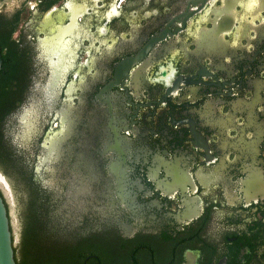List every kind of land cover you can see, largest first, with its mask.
<instances>
[{"label":"flooded vegetation","instance_id":"flooded-vegetation-1","mask_svg":"<svg viewBox=\"0 0 264 264\" xmlns=\"http://www.w3.org/2000/svg\"><path fill=\"white\" fill-rule=\"evenodd\" d=\"M0 61L14 166L79 246L264 264V0H0Z\"/></svg>","mask_w":264,"mask_h":264},{"label":"trees","instance_id":"trees-1","mask_svg":"<svg viewBox=\"0 0 264 264\" xmlns=\"http://www.w3.org/2000/svg\"><path fill=\"white\" fill-rule=\"evenodd\" d=\"M4 59L6 68L9 66L8 56L4 55ZM5 93V88L0 85V114L9 109ZM3 132L1 119L0 171L15 188L18 200L20 237L17 244L11 226L16 264H141L137 250L124 249L118 245L119 240L112 241L103 231L79 246L78 235L61 226L60 217L54 207L51 208L55 202L40 183L33 182L27 166H14L11 146ZM29 185H32L30 193L27 190ZM0 196L4 198L1 190ZM5 203L9 214L6 200Z\"/></svg>","mask_w":264,"mask_h":264},{"label":"rangeland","instance_id":"rangeland-1","mask_svg":"<svg viewBox=\"0 0 264 264\" xmlns=\"http://www.w3.org/2000/svg\"><path fill=\"white\" fill-rule=\"evenodd\" d=\"M4 131L7 135L10 133V125L9 124L6 125V128H4ZM24 170L26 171V168H24ZM38 178L40 181H42V183L44 182L43 184L45 186L48 185V190H45V191L47 193V196L52 201H56V200L59 201L60 199H62L64 197V194L62 193L59 186L51 185V183L47 182L43 176L38 177ZM0 190L3 193V196H4L6 202L9 206L11 226L13 229V234L15 236V243L17 244L19 242V237H20V220H19L18 200H17L15 192L13 191L14 193H12V192L7 191L1 182H0ZM27 190H28V193H30L32 191V185L27 186ZM86 193L89 195L91 194L89 191H87ZM70 194H71L70 192H67L65 194V196H69ZM67 207H68V204L65 205V207H64V213L62 212L61 209L58 210L57 214L61 220H64L65 218H67V220H69L70 215L73 213L72 211L66 212ZM83 209H85V207H83ZM68 210H69V207H68ZM66 213L69 216H67Z\"/></svg>","mask_w":264,"mask_h":264},{"label":"water","instance_id":"water-1","mask_svg":"<svg viewBox=\"0 0 264 264\" xmlns=\"http://www.w3.org/2000/svg\"><path fill=\"white\" fill-rule=\"evenodd\" d=\"M1 69L2 61H0V71ZM0 177L7 184L9 192H12L9 182L1 171ZM0 264H16L11 231V221L5 200L2 196H0Z\"/></svg>","mask_w":264,"mask_h":264},{"label":"bare ground","instance_id":"bare-ground-1","mask_svg":"<svg viewBox=\"0 0 264 264\" xmlns=\"http://www.w3.org/2000/svg\"><path fill=\"white\" fill-rule=\"evenodd\" d=\"M1 178V177H0ZM2 179V178H1ZM3 180V179H2ZM4 181V180H3Z\"/></svg>","mask_w":264,"mask_h":264}]
</instances>
